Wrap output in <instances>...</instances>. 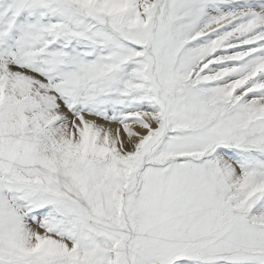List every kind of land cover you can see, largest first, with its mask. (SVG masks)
Wrapping results in <instances>:
<instances>
[{"label":"snow or ice","instance_id":"1","mask_svg":"<svg viewBox=\"0 0 264 264\" xmlns=\"http://www.w3.org/2000/svg\"><path fill=\"white\" fill-rule=\"evenodd\" d=\"M0 264H264V0H0Z\"/></svg>","mask_w":264,"mask_h":264}]
</instances>
